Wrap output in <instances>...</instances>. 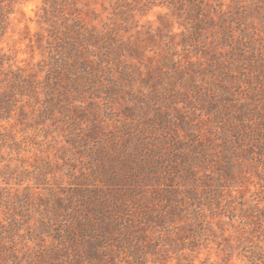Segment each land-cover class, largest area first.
Wrapping results in <instances>:
<instances>
[{
    "label": "clouds",
    "instance_id": "9594fccd",
    "mask_svg": "<svg viewBox=\"0 0 264 264\" xmlns=\"http://www.w3.org/2000/svg\"><path fill=\"white\" fill-rule=\"evenodd\" d=\"M200 8L197 13L190 5L180 8L172 0H0V93L11 97L6 113L0 116V264H40V258L50 259L53 248L64 247L54 235L42 231L41 224L50 225L57 222L55 214L42 206L39 201L56 193L77 190V181L81 175L87 177L84 184L87 190L95 187V176L85 171L80 163L75 167H64V155L57 153L70 146L66 136L72 130L71 113L77 107H84L88 102L101 104L104 116V138L99 143H92L93 151H103L119 144V133L129 128L135 136L129 137L127 152L136 154L137 145H148L155 152L156 159L166 157L168 147L165 134L147 126L153 119L154 109L166 106L169 114L189 110L196 119L193 120L191 136H207L212 140L223 142L227 131V118H221L215 124L211 114L204 111L196 100L192 88L210 90L216 87V80L196 73L181 80L175 78L161 81L155 88L143 84L150 64H156L162 56L171 54L172 62L186 66L189 63L206 67L201 53L189 47L186 51L179 43L192 34L194 26L206 19L213 23L207 34L209 43L218 45L216 52L227 60L225 69L228 76L236 79L233 86L239 104H248L254 113L245 121V128L252 134L264 116V0H196ZM166 19L168 26L162 23ZM82 24L86 32L98 34L112 33L120 43L130 39L146 40L150 33L159 41L146 45L142 59L130 58L126 52L118 56H107L94 45L89 46L90 59L99 64L95 73L91 68L81 70L74 57L66 58L64 70L67 79L78 82L77 89L61 100L60 106L53 111V116L43 124L38 122L39 112L49 99L56 98L55 93L46 92L43 85L49 78L48 68L41 65L48 59V52L36 47L37 35L45 37V44L52 39L51 33L62 34L73 25ZM163 31L161 40L158 33ZM227 32L230 42L223 44ZM197 46H202L197 41ZM168 51H165V50ZM106 58L101 60V56ZM134 72V79L123 85L127 93L123 99H130L134 94L138 100L141 115L132 120L122 114L116 104H109L103 95L95 98L91 93L99 91L110 81L120 79L122 69ZM167 72V68L163 69ZM29 82L30 87L23 86ZM191 82V83H190ZM80 84L83 87H80ZM255 87V91L252 88ZM84 93L86 95H80ZM179 95H188L192 104L175 99ZM242 94V95H241ZM25 118L22 120L21 116ZM207 125V126H205ZM87 123H80L77 131L87 129ZM182 136L185 133H180ZM264 135V132H258ZM203 143V140L200 141ZM147 154V153H145ZM214 152H209L204 163H211ZM197 161L200 157H195ZM48 162V168L42 169L41 163ZM196 172V169H193ZM257 175L246 173V183L229 186L221 198V206L227 210L222 217L226 228L224 235L230 238L231 248L222 250L216 238L206 233L198 248L185 246L174 250L167 244L161 245L163 255L145 252L140 256L139 264H264V232H256L248 224L247 218L240 214L241 200L244 206L254 205L264 208V162L256 165ZM199 175V173H196ZM139 185V180L135 181ZM84 190V189H81ZM133 191L135 189H132ZM151 191V185L143 186ZM243 193V196H241ZM28 197V202H25ZM127 207L131 214L137 210V201L129 198ZM231 204V208L228 206ZM75 209H69L71 215ZM204 215L209 216L205 207ZM62 223H67L64 216ZM212 224L219 232L216 222L211 218L205 221ZM127 225L124 224L126 229ZM173 229L177 225L171 226ZM106 251L112 264H138L136 247L139 242L121 247L120 240L127 236L122 229ZM153 239L166 240L162 231L149 233ZM63 257L64 264H71L75 254L71 250Z\"/></svg>",
    "mask_w": 264,
    "mask_h": 264
},
{
    "label": "rangeland",
    "instance_id": "374dc122",
    "mask_svg": "<svg viewBox=\"0 0 264 264\" xmlns=\"http://www.w3.org/2000/svg\"><path fill=\"white\" fill-rule=\"evenodd\" d=\"M172 1L176 2V0ZM162 23L165 27L168 26L164 18ZM77 25L84 30L82 24ZM212 27L213 23L210 19L201 21L194 26L191 36L179 41L186 51L191 47L201 53L205 58L206 67L192 63L186 66L174 64L169 54L162 56L156 64H150L143 84L155 88L165 79L181 80L196 73L215 79L214 89L202 90L195 88L194 84L191 86L197 94L196 100L200 107L215 117L211 124H215L221 118H227V131L223 142L203 135L191 136L190 130L193 128V120L196 119L194 114L185 109L170 115L168 108L161 106L154 109L153 119L148 121L147 126L165 134L168 145L166 157L156 159L157 154L145 144L137 145L135 155L128 154L129 137L135 136L134 130L129 128L119 133L118 145H112L103 151H93L91 144L99 143L105 133L101 104L93 99L86 106L75 108L71 113L73 127L66 136L70 148L58 152L57 158L59 159L62 152L64 167H75L76 163H80L85 171L95 176L96 182L92 190H87L84 184L87 177L82 174L77 181L79 187L76 191L56 193L51 197L45 194L39 201L57 218L55 224H41L40 230L54 235L56 240L65 245V251L61 252L59 257L63 258L67 255L69 251L67 245L71 244V250L75 254L71 264H112L107 258L110 253L106 249L110 244L116 243L114 239L116 234L123 235L122 229L132 239L124 236L120 240L121 247L132 245L133 240L139 242L134 253L138 264L140 256L145 252L163 255L164 249L161 247L163 244L178 250L185 246V241H189L187 246L196 249L205 234L209 232L213 238H216L217 245L222 250L231 248L230 238L223 234L226 225L221 218L227 215V210L221 206V198L229 186L246 183V173L257 175V163L264 162V135L257 134L264 132V116H261L257 131L249 134L245 128V121L260 113H254L248 104L238 105L233 90L236 79L228 76L226 72L227 60L217 54L216 43L208 42L207 34ZM57 34L61 36L58 32H52V39L47 44L44 36L36 37V47L48 52V59L41 65L42 68L49 67L48 63L53 61L51 57H59L65 52L59 46L62 42L57 38ZM109 34L115 39L113 48L119 51L117 56L121 52H126L130 58L142 59L146 45L159 42L150 33L146 40L138 37L126 43H120L112 33ZM158 35L162 40L165 33L161 31ZM197 41H200L202 46H197ZM229 42L230 37L225 32L223 44L227 45ZM84 47L87 48V44ZM102 52L107 53V56L115 55L109 54L105 49ZM73 54L80 61L77 62L79 69L81 66H86L96 72L99 68V65L90 59L89 52H72L70 56L73 57ZM164 68L168 71L165 72ZM63 74L60 77L65 84L67 80ZM134 75V72H130L125 67L120 73L119 80L110 81L91 95L93 98L98 95L105 96L109 104L119 106L124 117L135 120L141 115L138 98L133 94L130 99H123L127 95L123 85L131 82ZM46 84L47 81L44 82V89ZM80 87L82 88L83 85L80 84ZM72 91L69 90L67 93L71 94ZM252 91H255V87ZM55 94L59 101L67 100L61 98L60 93ZM175 99L184 100L186 105L192 104L188 95L177 94ZM59 110L65 109L60 106ZM50 115L40 110L38 122L43 124L52 118L53 112ZM24 118L22 115L21 119ZM80 123H87V129L82 132L77 131ZM181 132L185 135L182 136ZM201 140L203 143H200ZM209 152H214L211 163H204ZM197 155L200 157L199 161L195 159ZM40 166L42 169H47L48 162L43 161ZM194 168L196 172L193 171ZM197 172L199 175L196 174ZM260 178L264 180V176ZM137 180L140 182L139 185L135 183ZM146 185H151L150 192L143 190V186ZM129 198L137 201L135 214H131L127 207L126 201ZM25 202H28V197H25ZM245 204L247 201L241 200L239 205L241 216L247 218L248 224L254 231L264 232V208L254 205L245 207ZM205 207L209 211V216L204 215ZM228 207L231 208V204ZM69 209L75 211L69 215ZM61 216H64L68 222L62 223ZM209 218L216 222L219 232L213 229L212 224L205 223ZM80 222L84 224L85 229H79ZM173 225L178 227L173 229L171 227ZM74 231L75 237L72 235ZM156 231L166 233L167 239H153L149 233Z\"/></svg>",
    "mask_w": 264,
    "mask_h": 264
},
{
    "label": "trees",
    "instance_id": "16d2710c",
    "mask_svg": "<svg viewBox=\"0 0 264 264\" xmlns=\"http://www.w3.org/2000/svg\"><path fill=\"white\" fill-rule=\"evenodd\" d=\"M173 2V1H172ZM179 5L180 8H183L185 4L190 5L191 9L199 13L201 10L200 4L196 2V0H176V2H173ZM2 19V17H0ZM198 25V23H197ZM2 29V27H0ZM58 39L61 40L60 47L63 48L65 51L62 55L59 57H51L53 61L48 63V76L49 78L46 80L47 84L45 85V91L51 92V93H60L59 95L61 98H66L67 93L69 90L77 89V82L76 81H70L67 79V76L65 74V69L67 68L66 64V58L70 56L73 53H80V52H89L90 56L92 53L89 50L90 45H94L97 48H99L101 51L107 50L109 54H118L119 51L116 50V48H113L114 43V37L107 33V34H98L93 32H86L81 27H79L77 24L73 25L71 28H69L67 31L63 32L60 35H56ZM85 44H87V48L84 47ZM80 46V48H78ZM76 55L73 54V57L76 59L77 62L79 59L75 57ZM106 57L104 55L101 56V60L105 59ZM3 57H0V62H2ZM78 64V63H77ZM99 65V64H98ZM82 70H88L89 67H80ZM92 70V69H91ZM95 73L94 71H92ZM64 73V74H63ZM62 74L66 76L67 82L63 84L61 81ZM26 87H30L29 82H24V85ZM11 97L6 93H0V116H3L7 108L9 106ZM60 107V101L58 98L49 99L45 102L44 106L42 107L41 111L44 114H52L54 109ZM50 118V117H49ZM84 224L80 222L79 229L83 230L85 229ZM73 237H75L76 233L75 231L72 232ZM64 248V249H62ZM65 251V247L60 248H53V250L49 253L50 259H44L43 257L40 258V264H64V261L60 256L61 252ZM61 259V261H59Z\"/></svg>",
    "mask_w": 264,
    "mask_h": 264
}]
</instances>
